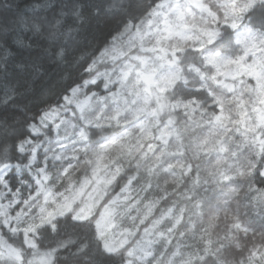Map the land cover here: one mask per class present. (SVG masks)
<instances>
[{"label": "rangeland", "instance_id": "rangeland-1", "mask_svg": "<svg viewBox=\"0 0 264 264\" xmlns=\"http://www.w3.org/2000/svg\"><path fill=\"white\" fill-rule=\"evenodd\" d=\"M189 2L190 0H162L147 17L138 23L129 24L117 35L91 64L89 80L83 86L74 88L77 89L79 98L83 99L87 95L96 98L99 103L81 114L79 111L74 112V106H70L64 99L59 106L44 112L32 125L33 137L23 143L22 150L29 155L28 163L1 167L0 184L7 186L10 180H5L4 177H8L13 167L19 173L28 171L32 175V182L27 184L25 180H21L17 192H22L29 200L35 199L38 193L34 191V181L41 179L48 193V200L45 202L41 195L36 201L37 206H46L51 210L55 203L70 202L71 209L64 215L72 214L74 217L80 212L81 216L86 215L84 220L91 219L95 225L106 208L114 207V217L105 222L103 229H97L98 235L100 230L105 233L104 237L99 236L101 240H133L139 233L140 238L146 237L152 242L149 250L158 254L165 248L174 250L164 243L167 237L173 244L180 245L181 256L173 258L174 264H180L182 258L198 250L203 254L205 246L210 247L209 264H240L241 248L237 245L250 246L253 240L251 232L246 237L243 231H237L232 225L242 223V226L248 225L259 230L264 221L259 217V221L255 223L244 219L245 216L239 217L236 213L233 215V211L223 212L214 217L206 229L207 233L202 235V218L198 225L192 226L194 214L190 211V207L196 209L199 204H192L195 201L192 194L188 189L183 192L182 186L185 177L194 167L199 185L210 187V184H214L211 173L224 170L215 166L218 157L224 155L214 148L219 141H224L235 152L228 164L246 172L244 176H233V182L240 188L247 184L250 169L248 165L254 161L251 155L241 152L237 147L236 135L246 132L247 139L254 144L262 143L264 55L256 49L255 55L249 53L238 64L222 65L223 74L218 75L217 82L213 83L214 92L218 87L224 90L219 94L227 93L228 103L220 113L224 117L223 126L228 129L225 134H210L212 128L207 122L208 113L220 110V106L214 101L210 104L213 108L202 110L199 118L190 121L176 120L172 116L174 106L165 92L176 80L181 79L178 55L188 48H207L219 37L208 43L207 36L200 29L203 27L208 32H220V23H223L221 20L219 24L210 22L205 25L200 22L199 10L192 6L197 27L182 30L186 36L199 39L168 37V29L175 31L177 22L174 18H169L166 23L163 15L157 21L156 14L160 12V5L179 3L183 6ZM212 2L219 8L221 17L229 11L224 7L226 0ZM238 2L243 4L244 0ZM245 13L236 20L239 24L235 29L238 33L237 41L248 40L253 36L264 38L263 34H255L254 29L244 22ZM188 20L191 21V18ZM178 44L183 50H176L173 55V48ZM99 81L101 89L88 91L90 85ZM224 84L233 86L235 93L223 88ZM72 95L73 91L66 97L71 99ZM50 113L57 114L55 120L47 118L46 114ZM90 127H121V131L117 135L94 140L89 135ZM81 133L84 135L81 136ZM40 164L47 169L46 173L42 172ZM45 174L48 180H43ZM4 187H0V192L4 191ZM220 188L217 186V189ZM221 192L222 189L218 194L221 195ZM233 198L238 199L240 207V199ZM194 213L198 214L199 211L195 210ZM58 217L61 216L57 215L54 220ZM176 221H179L178 225ZM173 225L179 230L174 229L169 233L168 229ZM189 231L194 233L190 236ZM234 233H239L238 241L222 247L223 252L217 250L220 241L222 245L226 239L231 242L230 238ZM35 235L24 238L25 248L16 245L23 255V264H53V251L38 248ZM214 240L217 243L214 244L215 248L212 245ZM206 241L210 244L206 245ZM255 242L259 243V237ZM141 243L146 241L142 239ZM127 259L132 264H144L143 253L138 249L134 256Z\"/></svg>", "mask_w": 264, "mask_h": 264}, {"label": "trees", "instance_id": "trees-1", "mask_svg": "<svg viewBox=\"0 0 264 264\" xmlns=\"http://www.w3.org/2000/svg\"><path fill=\"white\" fill-rule=\"evenodd\" d=\"M160 1L0 0V168L28 163L29 155L22 149L23 143L33 137V123L44 112L63 103L75 87L83 86L91 77V64L102 51L129 24L147 17ZM244 22L255 34L264 35V0L257 1L245 13ZM237 39L235 29L225 30L224 23H220L219 38L207 48H188L179 53L181 79L165 92L174 106L172 116L176 120L197 119L202 110L213 108L210 90H214V81L208 78L206 57L219 53L237 58L243 53ZM100 85V81L92 84L88 91L99 90ZM215 91L224 92L218 87ZM120 131L121 127H90L89 135L97 140ZM236 140L240 151L251 155L256 164L248 170L247 184L240 188V207L238 199L233 197L228 199L230 207L225 206L218 194L221 188L217 189L215 184L199 185L196 167L185 177L183 192L188 189L195 200L192 204H199L196 209L190 207L194 214L192 226L198 225L202 218V235L207 233L214 217L223 212L233 211V215L259 221L260 216L253 211L248 197L256 189H264V176L260 175L264 171V135L260 145L247 139V135H236ZM22 172L32 176L28 171ZM22 172L13 167L7 177L17 188L21 180L32 182V177L25 179ZM25 188L26 184L22 190ZM195 210L199 213L195 214ZM53 223L55 228H43L35 235L38 248L53 251V264H116L102 251L93 220L78 222L72 214H66ZM194 232L189 231L190 236ZM237 235H232L231 242L224 240V245L220 241L217 250L223 252L222 247L237 242ZM215 243L216 240L212 241L213 247ZM15 244L20 248L26 245L24 238L16 239ZM81 245L86 247L77 251Z\"/></svg>", "mask_w": 264, "mask_h": 264}, {"label": "snow or ice", "instance_id": "snow-or-ice-1", "mask_svg": "<svg viewBox=\"0 0 264 264\" xmlns=\"http://www.w3.org/2000/svg\"><path fill=\"white\" fill-rule=\"evenodd\" d=\"M256 0H244L243 4H240L238 0H226L224 5L229 11L225 12L224 16L221 17L219 14V8H217L212 0H190L186 5L181 6L179 3L175 5L161 4L160 12L156 14V19L159 21L161 16L167 23L169 18H174L176 23V30L168 29V37H180L182 40L199 39V37L186 36L182 29L188 27H197L196 15L191 11V7L195 6L200 13V22L205 25L210 22L219 24L223 20L225 30L236 29L239 24L236 22L243 13L254 7ZM151 9V8H150ZM150 9L148 11H150ZM191 18V21L188 18ZM201 33L207 36L208 43H212L220 36L219 30L208 32L205 28L200 29ZM243 47V55L237 57L235 60L230 58L221 57L219 53L213 56L206 57L207 64L209 66L208 78L214 82H217L218 75L222 73V65L238 64L245 59L249 53L255 55L256 49H259L264 55V38H257L255 36L248 40L238 41ZM203 47V46H202ZM176 50H183L181 45H177L173 48V55ZM175 61H173L174 63ZM223 88L228 89V92L235 93V89L231 85L224 84ZM72 98H65L67 103L73 107V111H79L81 114L86 113L94 104L99 103L94 97L85 96L83 99L79 98L77 89H73ZM210 99L215 102L216 105L220 106L219 112L208 113L207 122L211 125L212 132L210 134L215 136H221L225 134L228 129L223 126L224 117L220 114L224 111V105L228 103L227 93L221 95L210 90ZM103 100V98H100ZM49 120H55L57 117L56 113L46 114ZM116 117H113L115 119ZM143 131V128H141ZM239 131V129H237ZM130 135V133H128ZM84 134L81 133V136ZM150 135V133H149ZM242 136H246L247 133H241ZM264 135V133H262ZM116 143V141H112ZM217 152L223 153L224 155L218 157L215 161L217 168H223V171H214L211 173L213 183L221 187V197L225 203V206L230 207L228 204L229 197H238L241 191L238 184L233 182V176L239 177L246 175L245 171H242L240 167L228 164V160L235 156L229 147H227L224 141H219L214 145ZM256 164H249L248 167L255 168ZM42 172L46 173L47 169L44 168L43 164H40ZM11 175V174H9ZM25 179L31 180L27 172H22ZM264 176V171L260 173ZM7 180V177H4ZM43 180H48V176L43 175ZM38 195L35 199L29 200L28 197H24L22 192H17L16 185L11 182L7 183V186L0 184V187H4V191L0 192V264H23V255L17 248L15 241L18 238H26L33 234L39 233L43 228L52 227L55 228L53 223L54 218L57 215L63 216L66 212L71 209V203H55L53 209H48L46 206H37L36 201L40 199L41 195L44 197L45 202L48 200V193L43 186V181L37 179L34 181ZM248 199L253 204V211L260 216L261 220L264 221V189H256ZM83 209H81V212ZM114 207H109L104 210L101 215V219L97 221V229H103L105 222L110 221L114 217ZM151 211V209H149ZM86 218L81 216L80 212H77L73 217L74 220L82 222ZM237 219H239L237 217ZM179 224V221H176ZM234 227L237 231H243L247 237L251 232V238L253 243L248 245H237L241 248L242 259L240 264H264V223L261 224L259 230L250 228L248 225L242 223H236ZM179 230L176 225H173L168 229L171 233L173 230ZM148 231L147 224L145 223V232ZM105 233L103 230L99 231V236L104 237ZM163 236V233H161ZM183 236V233L181 232ZM259 237V243L255 242L256 238ZM145 240L146 243H141V240ZM151 241L147 240L146 237L140 238L139 233L133 237V240L124 239H103L101 240V249L105 255L111 257L116 264H132L131 260L127 259L135 255L138 249L143 253L144 264H174V257L181 256L179 243L173 244L172 240L165 237L164 243L171 246L172 251L165 248L160 253L156 254L149 250L151 247ZM206 245L210 242H205ZM86 245H81L77 251H82ZM58 250V249H56ZM55 251V250H54ZM210 247L205 246L203 254L198 250L195 253L189 254L186 258L180 260V264H209L208 253ZM246 253V255H245ZM75 255V253H73Z\"/></svg>", "mask_w": 264, "mask_h": 264}]
</instances>
